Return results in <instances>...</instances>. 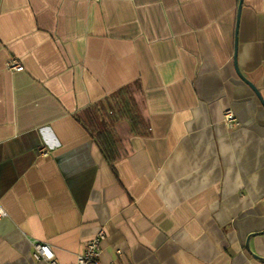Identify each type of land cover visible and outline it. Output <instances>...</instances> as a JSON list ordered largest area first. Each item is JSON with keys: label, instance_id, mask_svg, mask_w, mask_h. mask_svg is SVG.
<instances>
[{"label": "crops", "instance_id": "0c3cea01", "mask_svg": "<svg viewBox=\"0 0 264 264\" xmlns=\"http://www.w3.org/2000/svg\"><path fill=\"white\" fill-rule=\"evenodd\" d=\"M240 3L0 0V264L100 232L99 264H264V107L235 68L264 100V0Z\"/></svg>", "mask_w": 264, "mask_h": 264}, {"label": "built area", "instance_id": "2783aa9c", "mask_svg": "<svg viewBox=\"0 0 264 264\" xmlns=\"http://www.w3.org/2000/svg\"><path fill=\"white\" fill-rule=\"evenodd\" d=\"M90 2H97L99 0H89ZM6 67L9 71L22 72L24 67L16 59H11L7 62ZM224 119L227 125H236L235 117L231 111H226ZM6 212L0 207V218L5 217ZM105 240L103 232L98 233L94 238L85 243L84 249L76 256L75 264H99L102 242ZM33 258L35 260L44 261L47 264H58L53 249L43 243H36L33 246Z\"/></svg>", "mask_w": 264, "mask_h": 264}, {"label": "trees", "instance_id": "16d2710c", "mask_svg": "<svg viewBox=\"0 0 264 264\" xmlns=\"http://www.w3.org/2000/svg\"><path fill=\"white\" fill-rule=\"evenodd\" d=\"M126 90L124 92H126ZM129 106H130V103L126 102L121 112L125 114L130 113L128 111ZM97 141L99 143V146L105 158L111 163L116 162L119 158V153H118V148H117V144H118L117 138L114 135V133H112L109 130H102L97 135Z\"/></svg>", "mask_w": 264, "mask_h": 264}, {"label": "water", "instance_id": "95a60500", "mask_svg": "<svg viewBox=\"0 0 264 264\" xmlns=\"http://www.w3.org/2000/svg\"><path fill=\"white\" fill-rule=\"evenodd\" d=\"M241 8H242V0H241L240 5H239V9H238V19H239L240 13H241ZM237 30H238V28H237ZM237 30H236V32H237ZM236 44H237V39L235 42V46H236ZM235 68H236V72H237L238 76L240 77V79L251 88V90L256 94L257 98L259 99L262 106L264 107V100L262 99L259 91H257V89L241 74V72H240V70L236 64V52H235Z\"/></svg>", "mask_w": 264, "mask_h": 264}, {"label": "rangeland", "instance_id": "374dc122", "mask_svg": "<svg viewBox=\"0 0 264 264\" xmlns=\"http://www.w3.org/2000/svg\"><path fill=\"white\" fill-rule=\"evenodd\" d=\"M119 106V105H118ZM114 108H117L115 105H113Z\"/></svg>", "mask_w": 264, "mask_h": 264}]
</instances>
